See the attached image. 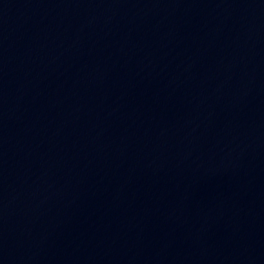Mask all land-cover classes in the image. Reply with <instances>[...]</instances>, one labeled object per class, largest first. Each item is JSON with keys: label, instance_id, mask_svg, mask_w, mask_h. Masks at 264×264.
I'll list each match as a JSON object with an SVG mask.
<instances>
[{"label": "water", "instance_id": "obj_1", "mask_svg": "<svg viewBox=\"0 0 264 264\" xmlns=\"http://www.w3.org/2000/svg\"><path fill=\"white\" fill-rule=\"evenodd\" d=\"M0 264H264V0H0Z\"/></svg>", "mask_w": 264, "mask_h": 264}]
</instances>
